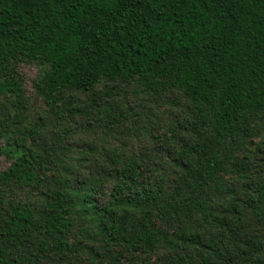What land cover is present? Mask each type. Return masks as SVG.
<instances>
[{
	"label": "trees",
	"instance_id": "trees-1",
	"mask_svg": "<svg viewBox=\"0 0 264 264\" xmlns=\"http://www.w3.org/2000/svg\"><path fill=\"white\" fill-rule=\"evenodd\" d=\"M0 107V264H264V0H0Z\"/></svg>",
	"mask_w": 264,
	"mask_h": 264
},
{
	"label": "rangeland",
	"instance_id": "rangeland-1",
	"mask_svg": "<svg viewBox=\"0 0 264 264\" xmlns=\"http://www.w3.org/2000/svg\"><path fill=\"white\" fill-rule=\"evenodd\" d=\"M18 73L22 77V88L26 99V112L37 116L38 114H41L44 109L43 100L40 95L37 94L33 85L34 81L37 79V68L33 64L23 63L19 65ZM132 100L133 104L138 101L134 98ZM77 137L82 140H89V135L85 133H79ZM10 164V159L5 155H0V171L8 168Z\"/></svg>",
	"mask_w": 264,
	"mask_h": 264
}]
</instances>
